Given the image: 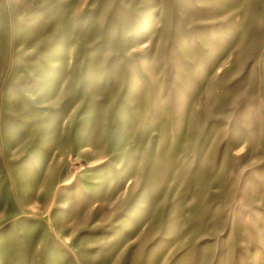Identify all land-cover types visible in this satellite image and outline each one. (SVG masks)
<instances>
[{
  "label": "rangeland",
  "instance_id": "obj_1",
  "mask_svg": "<svg viewBox=\"0 0 264 264\" xmlns=\"http://www.w3.org/2000/svg\"><path fill=\"white\" fill-rule=\"evenodd\" d=\"M0 264H264V0H0Z\"/></svg>",
  "mask_w": 264,
  "mask_h": 264
}]
</instances>
